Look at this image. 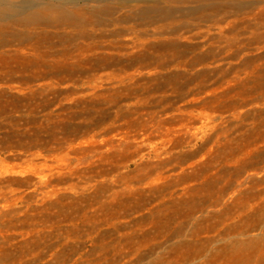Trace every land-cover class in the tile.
I'll list each match as a JSON object with an SVG mask.
<instances>
[{
	"label": "rangeland",
	"instance_id": "1",
	"mask_svg": "<svg viewBox=\"0 0 264 264\" xmlns=\"http://www.w3.org/2000/svg\"><path fill=\"white\" fill-rule=\"evenodd\" d=\"M66 9L0 18V264H264V0Z\"/></svg>",
	"mask_w": 264,
	"mask_h": 264
},
{
	"label": "bare ground",
	"instance_id": "2",
	"mask_svg": "<svg viewBox=\"0 0 264 264\" xmlns=\"http://www.w3.org/2000/svg\"><path fill=\"white\" fill-rule=\"evenodd\" d=\"M81 1L88 0H0V18L17 21L22 25L50 21L58 23L63 19H73L72 17L77 15L76 11L71 13L66 9V5H78ZM48 9L54 10L57 15H48L45 12Z\"/></svg>",
	"mask_w": 264,
	"mask_h": 264
}]
</instances>
